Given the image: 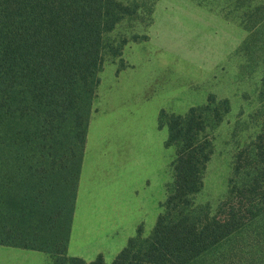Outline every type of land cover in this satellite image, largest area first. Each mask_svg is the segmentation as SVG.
Listing matches in <instances>:
<instances>
[{
    "label": "trees",
    "instance_id": "1",
    "mask_svg": "<svg viewBox=\"0 0 264 264\" xmlns=\"http://www.w3.org/2000/svg\"><path fill=\"white\" fill-rule=\"evenodd\" d=\"M136 11L120 0H0V245L52 264H106L68 248L105 52H122L105 35ZM215 102L168 118L176 159L162 212L111 264H264V126L216 212L195 203L214 150L204 113L218 124L229 110Z\"/></svg>",
    "mask_w": 264,
    "mask_h": 264
},
{
    "label": "rangeland",
    "instance_id": "2",
    "mask_svg": "<svg viewBox=\"0 0 264 264\" xmlns=\"http://www.w3.org/2000/svg\"><path fill=\"white\" fill-rule=\"evenodd\" d=\"M120 1L137 11L105 35L122 52L107 48L99 74L86 154L90 194L78 219V232L102 228L112 242L140 227L149 236L162 212L174 181L171 115L204 107L210 96L212 108L229 102L218 124L204 113L214 150L195 203L214 213L239 181L237 165L240 177L250 170L264 126V0ZM3 250L0 264H10ZM26 252L35 256L21 264H50L46 254Z\"/></svg>",
    "mask_w": 264,
    "mask_h": 264
},
{
    "label": "crops",
    "instance_id": "3",
    "mask_svg": "<svg viewBox=\"0 0 264 264\" xmlns=\"http://www.w3.org/2000/svg\"><path fill=\"white\" fill-rule=\"evenodd\" d=\"M150 38V37H149ZM92 130V119L90 120L89 129H88V136H87V144H86V151L83 160V166L79 181V189L77 194V201H76V208L75 214L72 224L71 230V237L69 242L68 248V255L71 257H78L82 258L87 262H92L97 259L98 256H103L106 264H111L116 256L121 252L122 249L127 245L130 238L134 237L132 235V231L128 230L127 234L123 236V238L119 241H113L109 239L108 236L111 234H102L98 228L95 229L92 227L81 228V231L78 232V219L80 214V208L82 205V197L88 196L90 194L89 188L87 186L88 176L86 175V154L88 153V137L90 139V134ZM82 223V218L80 221V225ZM137 227H135V230ZM106 237V238H105ZM0 247L4 248L3 255L4 257L2 260L6 258L11 259L10 264H21L20 262L23 261H30V259L35 256L33 253H28L26 251H36V250H29V249H22V248H15L0 245ZM8 249V250H7ZM38 253L46 254L50 258V264H52V258L49 254L36 251ZM47 264V263H46Z\"/></svg>",
    "mask_w": 264,
    "mask_h": 264
}]
</instances>
